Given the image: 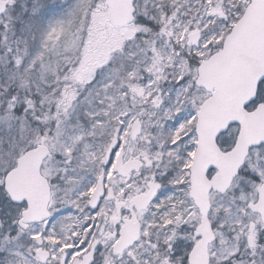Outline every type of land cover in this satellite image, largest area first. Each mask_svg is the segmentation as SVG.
Wrapping results in <instances>:
<instances>
[{
	"label": "snow or ice",
	"instance_id": "1",
	"mask_svg": "<svg viewBox=\"0 0 264 264\" xmlns=\"http://www.w3.org/2000/svg\"><path fill=\"white\" fill-rule=\"evenodd\" d=\"M0 264H264V0H0Z\"/></svg>",
	"mask_w": 264,
	"mask_h": 264
}]
</instances>
